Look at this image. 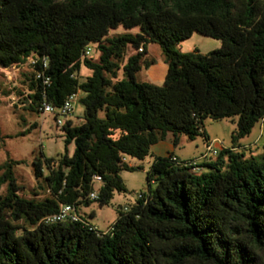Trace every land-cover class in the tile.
Wrapping results in <instances>:
<instances>
[{"label":"trees","instance_id":"obj_1","mask_svg":"<svg viewBox=\"0 0 264 264\" xmlns=\"http://www.w3.org/2000/svg\"><path fill=\"white\" fill-rule=\"evenodd\" d=\"M118 27L137 32L108 35ZM194 32L220 48L179 52ZM149 43L164 56L161 85L136 79L154 64ZM92 44L96 60L84 53ZM28 60L26 110L42 114L78 92L83 122L60 125L71 155L32 162L43 198L20 195L18 161L0 164V264H264V151H237L264 124V0H0V68ZM206 118H235L231 146L214 159L150 153L168 135L174 147L197 135L208 145ZM146 157L147 193L118 208L107 231L80 215L43 223L63 205H108L126 192L120 172L142 169L129 160Z\"/></svg>","mask_w":264,"mask_h":264},{"label":"rangeland","instance_id":"obj_2","mask_svg":"<svg viewBox=\"0 0 264 264\" xmlns=\"http://www.w3.org/2000/svg\"><path fill=\"white\" fill-rule=\"evenodd\" d=\"M125 32L135 33L137 29L130 31L118 27L110 30L108 35L113 36ZM220 48V41L193 33L188 39L176 45L179 52L186 53L197 50L201 54ZM146 59L152 60L153 65L147 69L142 68L136 74L138 81H145L155 85H161L166 73L164 56L158 44L147 45ZM134 51L128 48L122 61ZM98 54L95 45H90V58L96 60ZM121 63V65H122ZM121 65L116 71L115 79H122ZM30 60L24 64L14 65L8 68H0V164L7 159L18 161L12 166L15 180L21 186L20 195L25 198L41 199L45 191L41 183L34 179L32 162L36 158H58L65 153L71 155L73 143L65 146L64 137L60 126L55 124L54 116L28 111L27 103L23 100L26 95L24 87L25 75L30 71ZM89 74L84 67L80 68L79 81H83ZM112 79V80H115ZM81 94L78 95V98ZM84 108L77 99L73 105V112L68 117L74 125L83 122ZM102 116V113H100ZM64 121V120H63ZM255 123L250 134L238 141L240 147L237 151L243 152L245 157L250 155L258 158L264 151V125ZM235 129V118L218 121L206 118L202 122V130L210 141L211 148L219 151L220 148L231 146V133ZM177 154L183 161H192L201 164L206 154L207 160L211 154L206 152L205 142L202 135H197L193 140L181 136L178 146L175 147ZM150 157L143 161L129 160L131 164L141 166V170L134 172L121 171L120 177L126 187L125 193H114L112 200L106 206H98L92 202L89 206H77L76 210L88 223L95 226L98 231L105 232L113 224L118 208L127 206L135 201L139 193H147L145 172ZM201 170H205L201 168ZM154 185L151 184V188ZM90 213H92L91 216Z\"/></svg>","mask_w":264,"mask_h":264},{"label":"built area","instance_id":"obj_3","mask_svg":"<svg viewBox=\"0 0 264 264\" xmlns=\"http://www.w3.org/2000/svg\"><path fill=\"white\" fill-rule=\"evenodd\" d=\"M86 56L90 55V47H87L84 51ZM47 81L44 80V83H46ZM78 95L79 93H75L70 95L65 101L64 103L60 106V107H53L50 104H46L44 103L42 105V114H51L54 116V120H55V124L57 126H60L63 124V122L68 119V117L72 114L73 112V105L76 102V100L78 99ZM64 120V121H63ZM263 123V122H262ZM206 148V152L211 154V158L216 157L217 155V150H214L211 148L210 142L208 143V145H205ZM203 158H206V154H204L202 156ZM193 165H195L192 162ZM93 180L95 182H99L100 181V177L95 176L93 178ZM90 198L91 199H95L96 198V193L92 192L90 194ZM43 223L45 224H52V223H62V222H79L80 221V216L77 213V210L75 207L71 206V205H63L59 208V210L49 216H46L43 220ZM92 230H97V228L94 226L93 228H91Z\"/></svg>","mask_w":264,"mask_h":264},{"label":"crops","instance_id":"obj_4","mask_svg":"<svg viewBox=\"0 0 264 264\" xmlns=\"http://www.w3.org/2000/svg\"><path fill=\"white\" fill-rule=\"evenodd\" d=\"M262 125L264 124L261 123V128L263 127ZM150 153L152 154V156H156V157H165L168 153H173L175 157H177L179 160H183L177 154H175V147L172 145L171 137L169 135L163 141H159L154 145H152L150 147ZM150 162H151V158L147 162L148 166Z\"/></svg>","mask_w":264,"mask_h":264}]
</instances>
